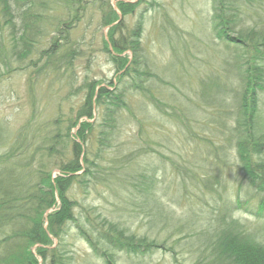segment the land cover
Returning <instances> with one entry per match:
<instances>
[{"label":"trees","instance_id":"obj_1","mask_svg":"<svg viewBox=\"0 0 264 264\" xmlns=\"http://www.w3.org/2000/svg\"><path fill=\"white\" fill-rule=\"evenodd\" d=\"M109 1L0 0V71L18 65L41 86L34 96L31 120L12 140L0 122V264H35L32 247L38 245L44 252L50 243L48 234L63 242L71 228L103 264H118L119 253L147 254L156 247L172 255L177 247H185L191 264H264V0H226L222 6L214 0L218 32H226V39L234 44L232 56L244 58L238 66L228 58V66L235 64L244 71L239 70L235 91L217 101L204 98L210 84L207 76L201 81L198 102L190 97L186 102L178 89L156 91L152 83L158 75L134 38L129 45L134 51L130 65L125 58L111 56L118 71L125 68L113 90L107 82L100 86V80L76 83L74 64L89 55L92 45L79 29L93 18L92 12L100 10L98 26L110 24L114 14ZM121 8L125 13V4ZM233 14L239 18L231 23ZM112 42L116 50L126 49ZM223 81L216 82L215 92L232 87ZM57 88L67 96L83 90L77 118H65L62 90L52 93L51 102L45 99ZM135 95L143 101L132 104ZM147 107L158 115L154 122H145L142 111ZM202 111L209 115L201 118ZM137 113L138 123L133 121L137 128L126 137L119 128L126 121L132 123ZM84 117L95 119L96 148L87 144L86 121L78 132L86 143L84 150L70 134ZM166 121L175 125L176 138L191 143L185 157L175 158L173 142L164 138ZM64 122L66 128L61 126ZM151 122L157 136L148 133L146 124ZM208 129L211 138L200 134ZM64 151L69 152L68 159ZM54 169L61 175L53 178ZM232 173L239 182L235 189L229 186ZM64 175H72L81 192L94 186V180L107 189L117 188V205L113 202L114 209L102 212L94 204H80ZM229 187L236 190L235 196ZM57 196L58 208L48 213ZM181 200L185 211L178 214L174 205ZM238 210L258 222L241 219ZM132 213L147 220L148 233L131 230ZM71 258L61 256L49 264H74Z\"/></svg>","mask_w":264,"mask_h":264},{"label":"rangeland","instance_id":"obj_2","mask_svg":"<svg viewBox=\"0 0 264 264\" xmlns=\"http://www.w3.org/2000/svg\"><path fill=\"white\" fill-rule=\"evenodd\" d=\"M109 3L113 9L112 14H114V20L110 24L98 26V20L101 16V10L98 8L100 11L96 12L94 10L95 12H92L93 18L89 23L84 24L79 29V32L85 33L87 41L89 44L91 41L92 45L87 50L89 55L84 54L85 56L77 59L74 64L73 73L76 75V83L78 85L92 80H100V86L105 84V82H109L108 89L113 90L115 88L113 86L118 85L119 77L125 72V68H121L118 71L117 65L113 62L111 56L125 58V61L130 65L134 60V51L129 48L131 38L141 41L140 44L143 47L144 54L150 59L149 65L152 71L158 75V77L155 76L153 78V88L156 91L161 89L167 91L178 89V94L181 95L178 96L184 98L185 101L188 97L194 101H200L199 92H201V81L207 79V76L211 78L214 76L215 81L217 77L219 80H223L226 74L228 58L229 62L235 63L237 66L241 64L240 61L238 63L234 59V56H232L234 53L232 46L234 44L230 42L231 40L226 39V32L223 35L218 32V23L215 19L214 12L216 11L214 8L216 1L214 0H110ZM123 4H125V13L121 8ZM251 4L253 5L252 2ZM243 25L248 26L249 22H245ZM118 26L119 29H116ZM138 26L140 28L137 31ZM232 36L234 38L237 37L236 33H232ZM112 40L118 43L120 47H125L126 49L116 50L113 47ZM104 42H106V46L103 45ZM107 45L108 49L106 48ZM235 64L232 67L230 66L231 73L234 77H236L235 74L239 70H241L240 73L244 71V68H237ZM236 78L239 79V77ZM40 88L41 86L39 84H35V79L21 70L18 65H14L11 71H0V122H3L10 132V140L16 136L17 131L23 124L31 120L34 96L40 91ZM60 90H62L60 93L63 103L65 102V118L68 116H71L73 119L77 118L76 110L79 106L78 104L83 99V90L75 91L77 92L75 95L67 96L63 89H51L45 96V99L51 102L50 98L52 93ZM181 92L186 95V98ZM261 99L264 112V92L261 93ZM132 100V104H138L140 101H143V97L135 95ZM71 106L72 108H70ZM150 107L154 109L152 106ZM150 107L142 111L145 116V122L146 119H153L154 122V116H158L156 111L154 110L153 112ZM134 111H138V109L134 108ZM92 113L97 116L95 109H93ZM208 115L209 113L207 111H202L200 117L203 118ZM94 117L92 119H88L87 117L81 118L77 126L72 127L70 132L71 135H74V140L82 146L83 150L86 148V143L84 141L82 142L81 138L78 137L81 125L84 124L82 123L83 121H86L83 127L87 130L85 131V134H87L86 138L88 137L87 144L93 148L97 147L95 141L97 130ZM139 117L140 114L137 113L132 123L130 121L123 123L122 127L125 126L124 132L126 133V137L129 136L127 133H132L129 131L130 129L137 128L134 122L138 123ZM153 122L149 125L146 124V126L148 133L157 136L156 131L153 132ZM61 126L66 128L67 124L64 122ZM163 130L164 138L173 142V148L176 152L175 158L180 157L179 154L185 157L184 154L186 152H191L189 150L191 149V143L189 141L180 140L175 137L176 127L173 122H164ZM200 134L211 138L209 129L201 131ZM151 135L149 136L152 137ZM71 141L73 142V140ZM231 149H234V144L230 145ZM64 152L66 159H68L70 157L69 152ZM52 174L53 178H56L58 175H61V172L60 170L54 169ZM168 178V182L173 185V175H167ZM236 182L235 176L232 173L229 186L234 185V189L237 188ZM237 183L239 184V182ZM91 185L94 186L88 187L87 191L84 190L81 192L77 183H73L70 186L71 192L74 197L79 199L80 204L87 207L94 204L99 209L101 208L102 212L106 209H114L112 204L119 198L120 190H117V188L107 189L103 184L97 185L96 183H92ZM234 189L229 187L233 196L237 194ZM56 202L49 212L58 208L60 204L59 197ZM184 205L185 202L182 200L179 204L174 205L178 214H183V211H185ZM236 215L254 224L258 222L248 212L238 210ZM128 223L131 226V230L138 235L148 233L149 231L148 225L146 224L147 220L145 218L140 219V216L133 213ZM47 224L48 222H46V227ZM152 233L151 236H157L155 231H152ZM63 236V242H60L57 237L48 234L50 243L45 247L44 252L40 250L38 245L33 246L32 254L36 261L35 264H49L51 260L59 255L66 260L72 257L73 259L71 258V261L74 264H103L94 255L90 245L76 236L75 229L71 228ZM54 248L58 249V252ZM176 249L177 252H174L173 255L169 251L165 252L161 247H156L155 250L147 254L138 253L127 255L126 253H119L117 255V263H192L193 259H190L192 256L188 249H185V247H177ZM60 251L62 252L61 254ZM60 257L55 260L60 259Z\"/></svg>","mask_w":264,"mask_h":264},{"label":"bare ground","instance_id":"obj_3","mask_svg":"<svg viewBox=\"0 0 264 264\" xmlns=\"http://www.w3.org/2000/svg\"><path fill=\"white\" fill-rule=\"evenodd\" d=\"M221 3H223V4H221ZM227 3L226 2V0H217V5L218 6H222V5H225V4ZM232 20H231V23H234V22H236V20H237V18H239V15H237V14H233L232 15ZM74 23H76V22H74ZM89 23V22H88ZM137 40V39H136ZM139 42H141L140 40H139ZM228 53V52H227ZM145 55V54H144ZM146 57H147V55H145ZM147 59H148V57H147ZM234 59L235 60H237L238 62L240 61V62H242V60H244V58L243 59H241V57L239 56V55H234ZM232 72V70H231V68H230V66H228V64H226V74L224 75V79L228 82V85L230 84L232 87H230L229 89H226V90H219V91H217V92H215V84H216V82L217 81H221V80H219L218 79V77H217V79H216V81L214 80V76H213V78H211L210 77V84H209V90H208V92H207V95L204 97L205 99H207V101H209V100H214L215 99V101H217V100H219V97H221V96H227L228 94H229V92L231 93V91L233 90V91H235V86L237 87V86H239V84H240V82H239V80L236 78V77H238L239 75V72H236V77H234L233 76V74L231 73ZM222 82L224 83V81L222 80ZM108 84H109V82H108ZM103 85H105V84H103ZM102 85V86H103ZM111 85V84H110ZM222 91V92H221ZM220 92H221V94H220ZM215 103H217V102H214L213 104H215ZM97 111V109H95V112ZM193 113L195 114V112L193 111ZM263 116H264V112H263V109H262V113H261ZM97 115H98V112H97ZM199 115H201V113L199 112ZM125 126H123V127H121V128H119V130L121 131V132H123L124 130H125V128H124ZM176 153V152H175ZM147 161H149V159L147 158ZM78 174V173H77ZM64 177H66V178H68L69 177V179H68V182L70 183V184H73V183H75L76 181H75V179L72 177V175H64ZM72 177V178H71ZM94 183H96L97 185H100V180H94ZM58 199V197L56 198V200ZM50 211V210H49ZM48 211V212H49Z\"/></svg>","mask_w":264,"mask_h":264}]
</instances>
